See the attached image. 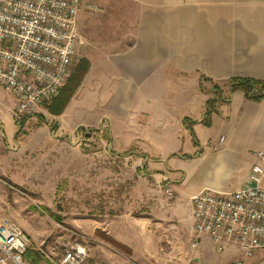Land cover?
<instances>
[{
    "label": "crops",
    "instance_id": "1",
    "mask_svg": "<svg viewBox=\"0 0 264 264\" xmlns=\"http://www.w3.org/2000/svg\"><path fill=\"white\" fill-rule=\"evenodd\" d=\"M111 1L116 10L98 20L82 5L78 17L77 64L87 61L89 69L75 94L98 84L101 97L92 94L96 103L78 109L72 97L54 133H105L115 156L99 165L129 166L131 191L154 198L168 214L167 187L174 212L192 213L191 198L203 190L255 186L250 174L264 152V98L224 92L210 115L206 103L213 83L264 80V0ZM247 262L264 264V250Z\"/></svg>",
    "mask_w": 264,
    "mask_h": 264
},
{
    "label": "rangeland",
    "instance_id": "2",
    "mask_svg": "<svg viewBox=\"0 0 264 264\" xmlns=\"http://www.w3.org/2000/svg\"><path fill=\"white\" fill-rule=\"evenodd\" d=\"M112 4L111 0H81L83 12L94 20L116 10ZM77 57L72 73L79 64ZM214 85L222 84L213 83L212 94ZM222 86V94H232V84ZM85 87L82 92L88 94H74V109L94 103L92 94L101 97L98 84ZM14 100L11 92L0 87V219H10L26 232L31 241L27 252L43 255L38 264H61L66 246L76 244L87 247V264L247 260L236 246L219 251L210 235L196 238L192 213L174 212V194L164 196L171 209L169 214L162 212L153 204L154 198L131 191L132 184L126 181L129 166L108 161L99 165L115 156L105 133L87 134L80 128L71 138L58 137L54 132L60 115L46 107L53 100L20 120L13 115Z\"/></svg>",
    "mask_w": 264,
    "mask_h": 264
},
{
    "label": "built area",
    "instance_id": "3",
    "mask_svg": "<svg viewBox=\"0 0 264 264\" xmlns=\"http://www.w3.org/2000/svg\"><path fill=\"white\" fill-rule=\"evenodd\" d=\"M80 10L81 0H0V87L15 97V119L52 101L72 73L82 43ZM256 159L250 174L255 186L203 190L191 198L196 238L210 235L219 251L236 246L247 260L264 250V152ZM165 193L174 194L170 187ZM30 243L18 224L0 219V264H33L26 257ZM88 258L85 245H68L60 263L87 264Z\"/></svg>",
    "mask_w": 264,
    "mask_h": 264
},
{
    "label": "trees",
    "instance_id": "4",
    "mask_svg": "<svg viewBox=\"0 0 264 264\" xmlns=\"http://www.w3.org/2000/svg\"><path fill=\"white\" fill-rule=\"evenodd\" d=\"M89 69V64L87 61H81L77 67L75 68L72 75L69 77L67 83L62 88L60 94L50 103L47 104L46 107L48 108L49 112L54 115H61L66 107L68 106L70 100L78 90L79 86L81 85L83 78L86 74V72ZM202 80L211 81L210 79L206 77H202ZM231 86V93L240 90L245 93V96L249 99L254 100H262L264 98V80H255V79H245V78H238L233 79L230 81ZM213 92L215 97L208 100L207 105V113L206 115H210L212 111L215 109V105L219 100H223V94L221 91V87L218 85L213 86ZM186 122H189L191 120L185 119ZM192 121L191 125L188 123V128L191 131V134L194 135V130L192 128ZM55 217V215H54ZM113 244L117 245L118 247L125 249V247L118 242H115L113 240H110ZM34 253V254H33ZM30 252L28 251L26 253V257L32 261L33 264H38L43 257V255L38 252Z\"/></svg>",
    "mask_w": 264,
    "mask_h": 264
}]
</instances>
